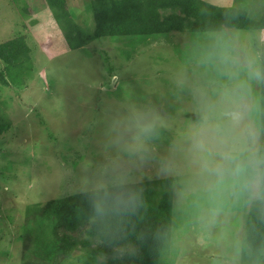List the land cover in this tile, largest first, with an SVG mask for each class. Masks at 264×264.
Masks as SVG:
<instances>
[{
	"label": "clouds",
	"instance_id": "9594fccd",
	"mask_svg": "<svg viewBox=\"0 0 264 264\" xmlns=\"http://www.w3.org/2000/svg\"><path fill=\"white\" fill-rule=\"evenodd\" d=\"M221 16L100 69L118 90L88 79L73 127L56 100L41 200L74 199L75 226L44 221L41 264H264V0Z\"/></svg>",
	"mask_w": 264,
	"mask_h": 264
},
{
	"label": "rangeland",
	"instance_id": "374dc122",
	"mask_svg": "<svg viewBox=\"0 0 264 264\" xmlns=\"http://www.w3.org/2000/svg\"><path fill=\"white\" fill-rule=\"evenodd\" d=\"M91 1L67 0L76 22L86 28L93 26L84 11ZM200 1L219 8L230 2ZM154 37L108 36L74 48L48 0H0V70L7 82L0 85V113L10 123L0 137V264L42 262L31 254L33 243L22 228L28 207L44 203L45 186L39 181L45 175L44 156L55 146L56 100L62 101V127H73L84 108L79 97L89 95L86 81L98 79L107 82V92L118 90L115 76L108 82L100 69L112 75L121 67V55L133 58ZM104 94L93 90V101Z\"/></svg>",
	"mask_w": 264,
	"mask_h": 264
},
{
	"label": "trees",
	"instance_id": "16d2710c",
	"mask_svg": "<svg viewBox=\"0 0 264 264\" xmlns=\"http://www.w3.org/2000/svg\"><path fill=\"white\" fill-rule=\"evenodd\" d=\"M48 2L74 48H80L108 36H152L175 32L185 24L194 27L205 18L221 19L224 8L200 0H92L84 6V11L93 20L92 28H86L76 22L67 8V0H48ZM203 6H207L211 15L201 13L200 9ZM0 85H7L1 70ZM9 126L6 117L0 113V137ZM74 207L75 200L70 197L61 201L48 199L44 203H35L28 207L24 215L25 224L22 231L23 237L33 243L31 254L36 259L43 261L50 255V250L41 241L46 227L44 221L52 216L58 217L54 231L64 230L67 233L75 226L72 218ZM159 211L163 218H168L169 210L166 203H161ZM64 246L62 241L58 248ZM147 264L151 262L148 261Z\"/></svg>",
	"mask_w": 264,
	"mask_h": 264
}]
</instances>
